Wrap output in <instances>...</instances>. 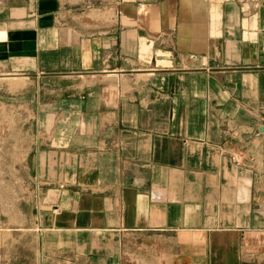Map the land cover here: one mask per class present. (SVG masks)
Returning <instances> with one entry per match:
<instances>
[{
  "label": "crops",
  "instance_id": "obj_1",
  "mask_svg": "<svg viewBox=\"0 0 264 264\" xmlns=\"http://www.w3.org/2000/svg\"><path fill=\"white\" fill-rule=\"evenodd\" d=\"M7 10L37 264H264V0Z\"/></svg>",
  "mask_w": 264,
  "mask_h": 264
},
{
  "label": "rangeland",
  "instance_id": "obj_2",
  "mask_svg": "<svg viewBox=\"0 0 264 264\" xmlns=\"http://www.w3.org/2000/svg\"><path fill=\"white\" fill-rule=\"evenodd\" d=\"M20 2L0 0V38L5 34L2 21L7 9ZM3 81L0 78V264H37V243L31 235H21L18 226L31 218L35 205L26 166L14 160L20 158L30 140L25 129L27 113L5 98Z\"/></svg>",
  "mask_w": 264,
  "mask_h": 264
}]
</instances>
